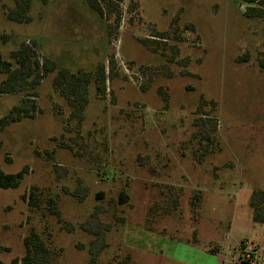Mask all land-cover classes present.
<instances>
[{
  "label": "rangeland",
  "instance_id": "obj_1",
  "mask_svg": "<svg viewBox=\"0 0 264 264\" xmlns=\"http://www.w3.org/2000/svg\"><path fill=\"white\" fill-rule=\"evenodd\" d=\"M15 7L0 0V53L25 44L54 70L37 116L0 132L2 169L26 172L0 189V261L22 258L31 230L54 264H89L102 240V264H190L211 218L242 236L264 190V22L244 16V0H35L27 24L8 20ZM100 67L106 94L92 83L78 114L54 79ZM23 98L0 95V118ZM33 189L41 209L24 198ZM97 225L99 241L87 232Z\"/></svg>",
  "mask_w": 264,
  "mask_h": 264
},
{
  "label": "trees",
  "instance_id": "obj_2",
  "mask_svg": "<svg viewBox=\"0 0 264 264\" xmlns=\"http://www.w3.org/2000/svg\"><path fill=\"white\" fill-rule=\"evenodd\" d=\"M35 0H15V10L7 14L11 22L27 24L31 22L29 10ZM47 4L49 0H42ZM248 5L244 16L249 20H259L264 22V0H244ZM98 10V6H94ZM260 66L264 69V61H260ZM54 67L49 65L48 60L42 62L37 57L36 51L23 44L18 50L11 52L10 60H6L0 53V95L24 94L20 105L0 118V132L7 127L22 120L34 119L39 108L36 99L38 98L37 88L41 85L43 78L53 72ZM108 78L103 67H100L96 75L85 72L74 73L66 68H61L53 82L54 88L59 92L68 105L78 114H83L88 104V90L93 84L97 86L98 95L106 94V83ZM81 118V117H80ZM26 172L6 173L0 164V189H18L24 180ZM37 189H33L24 196L28 200L31 208L41 209V199ZM199 195V194H198ZM194 198L192 205L198 206L201 200L200 195ZM130 197L126 192L119 194L118 204L129 203ZM49 208L53 215L60 217L57 205L54 201H48ZM253 210V220L256 224L264 223V190L254 189L250 203ZM170 211H166L168 214ZM98 214V213H96ZM97 216H93L92 220ZM89 225V224H88ZM90 227V226H89ZM98 228V229H97ZM101 227L88 228L87 232L99 238H105ZM104 240L99 244H91V259L89 264L100 263V249L104 246ZM25 255L22 258L13 260L10 264H54L55 256L49 244L36 230H31L24 239ZM0 264H5L0 261Z\"/></svg>",
  "mask_w": 264,
  "mask_h": 264
},
{
  "label": "crops",
  "instance_id": "obj_3",
  "mask_svg": "<svg viewBox=\"0 0 264 264\" xmlns=\"http://www.w3.org/2000/svg\"><path fill=\"white\" fill-rule=\"evenodd\" d=\"M246 225L242 228V236L236 235L237 221H231L228 226L218 218H211L209 233L200 231L195 243H189L187 248L194 250L199 255L195 260L185 258L190 264H236L238 254L234 253L238 249L239 243L250 241L259 257V264H264V223L256 224L253 220V210L249 209ZM233 224V225H232ZM240 234V233H239ZM188 249V251H190ZM211 258V259H209ZM202 259L203 262L198 263ZM186 261V263H187ZM192 261V262H191Z\"/></svg>",
  "mask_w": 264,
  "mask_h": 264
},
{
  "label": "built area",
  "instance_id": "obj_4",
  "mask_svg": "<svg viewBox=\"0 0 264 264\" xmlns=\"http://www.w3.org/2000/svg\"><path fill=\"white\" fill-rule=\"evenodd\" d=\"M234 253L238 254L236 264H259V257L250 241L244 240L240 242L238 249Z\"/></svg>",
  "mask_w": 264,
  "mask_h": 264
}]
</instances>
